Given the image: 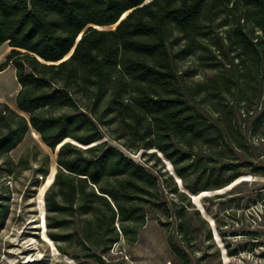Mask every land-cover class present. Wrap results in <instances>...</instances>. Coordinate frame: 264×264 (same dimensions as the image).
Segmentation results:
<instances>
[{"label":"trees","instance_id":"obj_1","mask_svg":"<svg viewBox=\"0 0 264 264\" xmlns=\"http://www.w3.org/2000/svg\"><path fill=\"white\" fill-rule=\"evenodd\" d=\"M6 43L0 72L12 65L19 90L15 109L0 104V173L28 162L14 163L9 153L29 130L56 150L43 201L46 235L59 253L75 246L106 264L121 234L134 240L144 204L169 217L160 198L166 180L193 207L177 182L196 195L241 176L237 165L220 162L246 151L226 98L236 88L246 113L256 99L262 111L253 126L264 122V0H0V46ZM173 48L180 59L206 52L214 73L187 86ZM196 98L214 106L215 121L193 107ZM106 138L129 152L155 150L147 157L160 163L158 152L173 175L159 183ZM210 160L220 163L207 167ZM245 164L264 176V166ZM6 215L0 202V226ZM184 230L179 222L188 247ZM167 243L187 263L170 234Z\"/></svg>","mask_w":264,"mask_h":264},{"label":"rangeland","instance_id":"obj_2","mask_svg":"<svg viewBox=\"0 0 264 264\" xmlns=\"http://www.w3.org/2000/svg\"><path fill=\"white\" fill-rule=\"evenodd\" d=\"M9 51L7 43L0 46V64ZM175 51L177 48L170 49L173 66L184 75L183 82L187 86L204 82L214 73L207 67L211 60L206 59L209 55L206 52L180 59L174 56ZM18 90L14 67L9 64L0 72V104L15 109ZM237 95L238 90L233 88L232 94L226 98L229 103L226 109L235 128L245 138L246 151L241 154L234 150L220 162L237 165L241 176L222 189L205 190L196 195L188 193L177 182L193 207L187 206V199H179L173 194L172 184L166 180L164 188L160 185V198L170 208L169 217L144 204L145 221L134 240H131L132 236L121 234L118 243L104 255L106 264H264V176L253 175L245 164L264 166V122L253 126L258 123L262 108L255 105L256 99L252 98L246 113ZM192 104L207 119H217L211 104L201 102L200 98ZM106 140L152 173L159 183L169 174L170 165L165 159L160 157L159 163L147 157V153L155 150L129 152L118 140ZM9 155L14 163L21 156H26L28 162L13 167L9 175L0 173V202L7 210L0 226V264H97L75 246L69 248L68 255L59 253L52 241L47 242L41 236L42 231L46 233L45 223L39 228L41 216L45 215L41 199L49 186L45 185L47 179L56 171V150L45 146L39 135L29 130ZM219 163L210 160L207 167ZM45 170L47 174L43 175ZM179 222L186 227L188 247L183 245V235L177 232ZM208 231L210 240L207 239ZM168 234L186 254L187 263L169 248Z\"/></svg>","mask_w":264,"mask_h":264},{"label":"bare ground","instance_id":"obj_3","mask_svg":"<svg viewBox=\"0 0 264 264\" xmlns=\"http://www.w3.org/2000/svg\"><path fill=\"white\" fill-rule=\"evenodd\" d=\"M125 15H126V13L123 14L122 17H124ZM81 146H82V147H87V146H83V145H81ZM52 179H53V174H51V175L49 176V178L47 179L45 185H46V186H47V185H50V183L52 182ZM41 195H43V190H41ZM41 203H42V205L44 206V201H43V199H41ZM44 223H45V215L42 214V216H41V221H40V224H39V228L44 227ZM45 227H46V226H45ZM41 236H42V238H43L45 241H47V242H51V240L49 239V237H47V235H46V233H45L44 231L41 232Z\"/></svg>","mask_w":264,"mask_h":264},{"label":"water","instance_id":"obj_4","mask_svg":"<svg viewBox=\"0 0 264 264\" xmlns=\"http://www.w3.org/2000/svg\"><path fill=\"white\" fill-rule=\"evenodd\" d=\"M126 14H127V13H126ZM125 16H126V15H125ZM125 16H124V17H125ZM124 17H121V19L124 18ZM79 38H80V36L77 38V41L79 40ZM59 146H60V145H59ZM59 146H58V147H59ZM58 147H57V148H58ZM57 148H56V149H57ZM158 156L161 157L160 155H158ZM169 165H170V164H169ZM170 166H171V165H170ZM168 170H169V169H168ZM169 173H170L171 175H173V173H171L170 170H169ZM176 182H177V181H176Z\"/></svg>","mask_w":264,"mask_h":264}]
</instances>
